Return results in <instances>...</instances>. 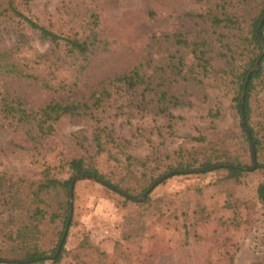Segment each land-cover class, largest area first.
I'll use <instances>...</instances> for the list:
<instances>
[{"label":"trees","instance_id":"trees-1","mask_svg":"<svg viewBox=\"0 0 264 264\" xmlns=\"http://www.w3.org/2000/svg\"><path fill=\"white\" fill-rule=\"evenodd\" d=\"M31 1L0 0V38L6 35L0 46V113L7 114L0 126L21 134L36 150L65 116L86 118L91 136L88 145L79 143L81 153L67 161L57 164L43 157L36 176L0 171V263L62 264L68 255L72 264H149L154 228L174 226L178 211L171 210L166 196L153 198L152 190L142 202L127 195L141 198L166 175L216 173L213 185L220 189L228 213L218 225L226 230L249 228L254 221L251 209L264 206V180L257 187L256 202L237 197L236 191L248 170H264V45L258 36L264 0H192L198 10L180 29L152 33L129 71L108 75L86 90L93 56L104 41L96 0H61L46 24L32 13ZM32 32L45 49L35 47ZM260 32L264 37V25ZM16 84L36 85L50 97L34 104L15 92ZM244 91L251 138L242 125ZM211 94L215 105L208 117L220 118L228 103L234 124L211 140L195 136L192 148L153 147L148 155L137 156L130 150L131 139L114 126L118 121L131 125L136 119L169 116L196 100L206 102ZM75 177L110 184L124 199L114 256L87 236L71 250L64 241L58 252ZM197 204L204 214L202 225H208L212 212L204 196ZM60 225L63 231L50 237V229ZM179 229L188 235L196 231L186 223ZM195 236L215 241L207 246L203 264H234L230 236L221 243L219 237ZM251 264H264V257Z\"/></svg>","mask_w":264,"mask_h":264},{"label":"rangeland","instance_id":"rangeland-1","mask_svg":"<svg viewBox=\"0 0 264 264\" xmlns=\"http://www.w3.org/2000/svg\"><path fill=\"white\" fill-rule=\"evenodd\" d=\"M60 2L32 0V13L46 24L49 15L55 13ZM96 3L102 15L104 41L101 49L93 56V67L87 75L84 90L108 75L129 71L139 61L143 47L152 33L180 29L187 16L198 10L192 0H96ZM32 34L35 47L45 49L46 45L40 44L37 34ZM5 42L6 35L0 38V46ZM12 88L34 104L50 97L33 84H16ZM214 98L211 94L206 102L196 100L193 105L178 108L169 116L136 119L131 125L118 121L114 126L121 135L131 139L130 150L137 156L148 155L153 147L163 151L192 148L197 145L193 140L195 136L202 134L211 140L234 124L235 114L228 103L223 104L220 118L212 120L208 117L215 105ZM6 117V113H0V122L3 123ZM90 136V123L86 118L65 116L55 124L53 134L36 150L24 143L21 134L0 126V171L36 176L44 163L43 157L57 164L67 161L81 153L79 143L88 145ZM242 161H248L245 154ZM216 176L213 172L169 175L152 189L153 198L166 196L172 201L171 210L178 211V217L174 219L172 227L158 225L154 228L155 235L149 242L154 255L149 264H203L207 246H212L215 241L199 240L196 233L219 237L220 243L223 238L230 236L235 243L234 264H251L263 259L264 206L258 204L251 209L254 221L249 228L248 225H242L237 230H226L219 226L217 220L228 217V213L223 208V196L218 193L220 189L213 185ZM263 180L264 170H248L236 196L256 202V190ZM202 196L212 212L211 221L205 226L202 225L205 224L204 214L197 206V200ZM123 201L115 190L102 183L92 179H77L66 248H75L87 236L106 255L114 256L115 242L120 239V224L125 213L121 205ZM185 223L189 228H195V233L188 235L179 229ZM61 231V225L52 228L49 236L53 237ZM47 243H50L49 240ZM71 261L72 258L67 255L62 264H72Z\"/></svg>","mask_w":264,"mask_h":264},{"label":"water","instance_id":"water-1","mask_svg":"<svg viewBox=\"0 0 264 264\" xmlns=\"http://www.w3.org/2000/svg\"><path fill=\"white\" fill-rule=\"evenodd\" d=\"M264 25V17L261 21V25H260V28ZM260 28L258 29V36L260 37L261 39V42L263 43L264 45V37L262 36V33L260 32ZM258 66H259V62L257 63V67L254 69L255 71L258 69ZM250 78V75L249 77ZM240 106H241V112H242V125L243 127L245 128V130L248 132V135L249 137L251 138V134H250V131L248 129V126L246 124V114H245V91L243 92V95H242V98H241V102H240ZM251 145H252V153H253V157L254 159H256V151H255V148H254V145L253 143L251 142ZM256 165V164H255ZM169 175H166L164 177H162L161 179H159L157 182L154 183V185L148 190L146 191L141 198L139 199H136L134 197H131V196H128L131 200L133 201H136V202H141L144 200V198L150 193V191L156 186L158 185V183H160L163 179H165L166 177H168ZM78 179V177H75V179L73 180V182L71 183V189H70V214H69V219H68V224H67V228L65 229L64 231V234L62 236V239H61V242H60V245L58 247V252L61 250L62 246H63V243L67 237V234H68V229H69V225H70V222H71V219H72V215H73V195H74V188H75V182L76 180ZM102 183V182H101ZM103 185L105 186H108L110 187L111 189L115 190V191H118V189L110 184H107V183H102ZM126 195V194H125Z\"/></svg>","mask_w":264,"mask_h":264}]
</instances>
